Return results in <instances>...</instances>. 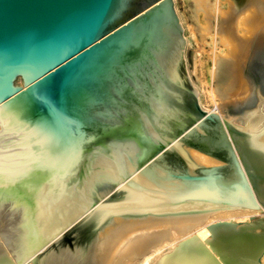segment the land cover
Masks as SVG:
<instances>
[{
	"label": "water",
	"instance_id": "obj_1",
	"mask_svg": "<svg viewBox=\"0 0 264 264\" xmlns=\"http://www.w3.org/2000/svg\"><path fill=\"white\" fill-rule=\"evenodd\" d=\"M185 45L175 0H0V202L41 228L31 257L53 241V200L79 202L105 162L120 179L87 210L128 205L102 201L119 183L264 209V127L202 107Z\"/></svg>",
	"mask_w": 264,
	"mask_h": 264
},
{
	"label": "bare ground",
	"instance_id": "obj_2",
	"mask_svg": "<svg viewBox=\"0 0 264 264\" xmlns=\"http://www.w3.org/2000/svg\"><path fill=\"white\" fill-rule=\"evenodd\" d=\"M195 2L197 11H202V38L210 35L216 41L215 31L225 33L223 51L231 58L222 61L236 65L237 72V78L219 75L217 86L207 92L209 108L195 90L199 102L207 111L257 131L264 127V94L259 86V79L264 81V0ZM213 72L211 68L207 81H212ZM217 96L234 105L236 112H221ZM186 150L195 164L220 163L198 150ZM101 167L79 202L53 200V208L47 210L56 213L53 220L49 216L51 224L41 236L53 235V241L36 256L31 257L30 251L37 245L36 233L41 228L34 225L25 207L0 202V264H264V209L220 208L182 200V194H154L119 183L115 190L103 193L102 201L123 197L122 204L128 205L114 203V207L87 210L99 186L106 192L110 183L120 179L112 163ZM112 191H118L115 198Z\"/></svg>",
	"mask_w": 264,
	"mask_h": 264
},
{
	"label": "rangeland",
	"instance_id": "obj_3",
	"mask_svg": "<svg viewBox=\"0 0 264 264\" xmlns=\"http://www.w3.org/2000/svg\"><path fill=\"white\" fill-rule=\"evenodd\" d=\"M175 4L186 37L184 66L188 82L197 90L204 105L209 108L210 105L207 99V92H210L212 88L217 86L221 73L226 78H230V76H235V78H237V72L234 69L236 65L227 64L228 62H226V60L222 61L224 58H231L227 55L226 51H223L227 48V45H225L221 39V36L225 33L222 31H215L213 35L216 41H213L210 35H208L206 39L202 38V24L200 23L202 11H197L195 0H175ZM218 55H220L219 59L215 61ZM211 68H213L215 72L212 74V81L209 82L207 80L210 78ZM216 100L218 102L216 106H218L221 112L225 114L236 112L235 106L230 102L220 99L219 96L216 97Z\"/></svg>",
	"mask_w": 264,
	"mask_h": 264
}]
</instances>
